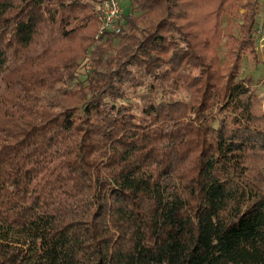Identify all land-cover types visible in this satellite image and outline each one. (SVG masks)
<instances>
[{
    "label": "trees",
    "instance_id": "16d2710c",
    "mask_svg": "<svg viewBox=\"0 0 264 264\" xmlns=\"http://www.w3.org/2000/svg\"><path fill=\"white\" fill-rule=\"evenodd\" d=\"M229 1L130 0L82 86L75 58L45 59L94 1L0 0V264H264L262 100L200 38ZM70 80L76 103L46 93Z\"/></svg>",
    "mask_w": 264,
    "mask_h": 264
},
{
    "label": "rangeland",
    "instance_id": "374dc122",
    "mask_svg": "<svg viewBox=\"0 0 264 264\" xmlns=\"http://www.w3.org/2000/svg\"><path fill=\"white\" fill-rule=\"evenodd\" d=\"M93 1L96 6L97 0H91V2ZM129 1L130 0H120L123 12H125V10L127 11L128 8H126V6L127 2ZM244 2L245 0H234V2H231L230 0L227 3H224L223 6H221L219 10L215 11L212 16L215 22H213V20L202 22V16L199 20L200 26L202 25L203 30H205L204 26L206 24V27L210 29H208L209 31L206 35L201 33L200 38H204L206 36L208 37L207 39L209 40L208 44L210 48H206L205 53L208 56L214 58L216 64H218L220 67L225 63H232L233 56H236L235 54L241 55L238 65V78L249 76L253 79L255 94L262 100L261 109L263 111L264 44L260 43L261 37L259 35V31L264 30V0H258V12L255 18L257 25L255 32L252 34L254 43L251 45H247L249 38L245 37L240 31L241 26L246 24L245 15L247 14V10L243 7ZM206 8L207 7H205V9ZM214 8L215 7H213V9ZM211 9L212 8H209L207 10ZM122 18L124 22V16H122ZM196 18L199 19L200 16H196ZM95 22V25L88 26V29L83 30L77 39L71 38L59 43L57 45L58 47L53 51V54L45 59V64L53 66L54 64H59V61H62L63 58H67L68 56L75 58V62H73L75 66L73 68V73L82 86L85 85L86 80L81 82L80 79H84L83 76L86 74V72H88V70L91 69L94 60L93 58H97V55H94V53L98 46L103 47L101 54L103 58L113 55V50L117 46V42H115L116 39L113 40L112 44L109 42L103 44L106 37L105 34L102 35L98 32L99 28L96 16ZM178 23L182 24L184 21H178ZM189 29V31H196L193 27ZM75 85L78 86L79 84H75L73 80H70L69 85H65L60 82L55 83L53 89L47 91L46 93L50 92L49 96L55 98L60 103H62L61 99L66 98L69 104H74L77 102L76 98L79 95V89L76 88ZM78 87L81 86L79 85ZM64 92H68V94L65 95L66 93ZM145 92H147V89L145 90L143 88H139L137 92H130L128 98L124 100V102H132L133 105H135L137 102L142 103V99L140 98ZM187 94L188 93L185 88L179 87L172 95L175 98H184L188 100ZM159 95L160 91L158 92V96ZM3 116L4 112L2 110L0 111V117ZM262 125H264V119H262ZM261 155L264 157V153ZM259 167L260 169H264V158L263 160H260ZM260 186L264 188V181L260 183Z\"/></svg>",
    "mask_w": 264,
    "mask_h": 264
},
{
    "label": "built area",
    "instance_id": "2783aa9c",
    "mask_svg": "<svg viewBox=\"0 0 264 264\" xmlns=\"http://www.w3.org/2000/svg\"><path fill=\"white\" fill-rule=\"evenodd\" d=\"M96 19L99 34L119 33L122 30L123 8L120 0H97ZM260 43L264 44V30L259 31Z\"/></svg>",
    "mask_w": 264,
    "mask_h": 264
}]
</instances>
